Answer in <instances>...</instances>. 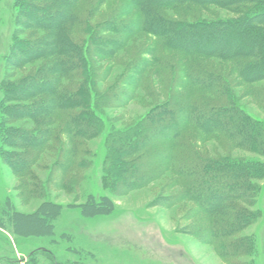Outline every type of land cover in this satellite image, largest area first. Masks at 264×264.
Listing matches in <instances>:
<instances>
[{
	"label": "rangeland",
	"instance_id": "rangeland-1",
	"mask_svg": "<svg viewBox=\"0 0 264 264\" xmlns=\"http://www.w3.org/2000/svg\"><path fill=\"white\" fill-rule=\"evenodd\" d=\"M99 1L81 0L74 10L75 15L88 18L93 26H99L111 23L114 19L130 21L138 14L133 12L124 17L118 16L122 13V8L129 5L128 0H105L101 6H97L101 10L90 17L93 4ZM262 1L264 4V0ZM25 2L27 6L20 8L22 14L19 15L18 0H0V84L6 76L12 83L22 82L26 86H32L28 89L29 93L18 95L19 100L14 95L13 104L17 106L20 118L14 120L10 127L16 128L17 132H32L40 127L41 118L49 117L48 110L39 115H28L22 106L37 105L52 98L51 93L56 88L53 82L44 88H38L36 83L42 78L58 80L61 77L50 70V65L67 57L63 55L58 41L65 39L70 42L59 30V25L53 26V21L45 18L50 15L61 16L57 15L60 12L61 22L63 17H71L70 9L60 6L57 0ZM243 5L239 8L243 14L217 7L202 9L197 5H187L177 9L181 15L190 14L185 9L193 11L190 16L177 18L176 7L162 10V15L189 22H243L241 18L245 15L244 9L246 11L252 4ZM34 8L39 11L38 14H47L35 16L32 14ZM76 22L74 25L70 24L69 35L74 42L87 39V42H82V46L88 59L87 66L93 72L79 81L90 85V100L83 101L90 106L76 112L85 110L87 116L88 110L92 108L100 124L97 122L91 126L96 133H88V138L76 141L79 144L78 162L71 167L66 164L68 170L65 172L66 168H62L64 173L59 170L65 166L64 163L57 162L67 161V156H64L66 154L59 160L63 149L65 153L68 152L63 145L68 139L67 135L55 133L56 136L49 142L47 149L31 162L27 159H31L29 154L35 150L28 144L19 147L21 142L14 141L17 147L3 148L0 138V264H264V179L256 182L260 187L256 199L236 203L254 214L250 224L234 237L216 241L212 238V221H228L226 215H230L232 210H222L221 206L212 215L206 213L202 209V199L197 201L191 195L188 196L177 173L166 168L165 164H159L161 161L165 162L167 156L157 155L158 151H169L165 148V140H168L169 134L159 132L166 122L154 127V133L149 134L150 139L147 137L149 140H159L163 147L153 149V155L156 152L153 157L144 159L146 155L142 152L127 156L124 152L125 142H122L129 138V134H133L129 133L130 130L138 129L151 116L154 107L164 103L169 105L172 91L177 90L174 85L178 76L180 77L178 65L179 62L182 63L181 60L190 62L199 71L202 68L208 69L214 75L223 76L230 85L231 93L226 96V93L180 85V95L196 102L207 101L213 106H224V102L228 105L220 97V94H224L227 101L234 98L236 107L254 123L263 125L264 80L245 83L235 73L232 61L202 58L187 60L180 53L162 51L165 59H161L163 66L149 65L144 74L145 85L142 82L136 87L133 83L137 80L138 71L132 72L131 81H127L124 76L136 59H151L145 54L154 44V37L143 31L130 34L126 43L113 55L109 54L112 45L105 47L109 55L102 57L97 53L89 54L90 35L78 31ZM105 37L120 38L110 34ZM18 40L33 44L35 50L30 54L23 53L19 48L21 45L16 43ZM12 54L23 61H14ZM12 62L14 66L9 67ZM158 73L159 76H156ZM259 73L263 76V72ZM72 74L70 71L64 74L70 75L62 82L64 88L74 90L72 83L77 81H72ZM219 78L221 79L220 76ZM3 96L0 87V102ZM228 110V113L233 111L231 108ZM85 116L80 113L78 119L85 123ZM220 117L232 123L239 122L232 114H222ZM57 120L50 130H62L64 120ZM208 120L214 127L215 123ZM240 121L244 122L243 119ZM169 126L175 127L174 124ZM256 128L257 126L252 128L247 124L237 127L236 131L244 136L247 134L252 139V134L258 132ZM184 137H187L191 145L184 152H195L202 159L264 162L263 155L235 148L233 142L218 133L207 136L191 124L186 127ZM152 159L156 164L147 168V163ZM92 196L97 202L105 199L101 209L90 208ZM226 196L223 195L221 203L226 200ZM238 239H249L251 244L237 251L228 249L226 245ZM216 242H219L221 248L216 246ZM12 260L16 262L11 263Z\"/></svg>",
	"mask_w": 264,
	"mask_h": 264
},
{
	"label": "trees",
	"instance_id": "trees-1",
	"mask_svg": "<svg viewBox=\"0 0 264 264\" xmlns=\"http://www.w3.org/2000/svg\"><path fill=\"white\" fill-rule=\"evenodd\" d=\"M104 1L105 0H100L98 3L93 4L90 10V17L101 10V8L97 6H101ZM57 2L60 6H63V8L70 9L71 11V17H63L64 20L61 22L59 21L61 20L60 17L62 18L60 12L57 15L61 16H45L48 21H53V26L59 25V30L65 34L70 41L68 42L65 39H60L58 41L62 46L61 50L63 51V55L67 57H63L50 65V70L57 72V76L61 77L58 80L42 78L37 81L36 84L38 88H44L52 82L56 86L55 90L51 93L52 98H50L49 101H41V103L37 105L30 104L22 106L24 111L28 112V115H39L48 110L47 116L49 117L41 118L40 127L34 129L32 132H27L26 130L17 132L16 128L10 127L14 120L20 118L16 110L17 106L13 104L15 100L14 95L16 94V98L19 100L18 95L20 93L24 94L25 92L29 93L32 86H26L24 85L25 83L23 84L22 82L12 83L6 79V76H4L0 84L1 92L4 95L0 102V138L3 148L17 147L18 145L14 141L21 142L19 147H25V145L27 146L28 144L29 147L35 150L29 154L31 159H27L28 162H31L38 157L44 149H47L49 142L55 138V133H63V135L68 136V139L63 144L68 152L65 153L66 151L63 149L59 160L63 159V154H66L64 156H67V161L63 162L61 160L57 163H64L63 166H65L59 169L64 173L63 170L67 165L71 167L78 162L77 156L79 151H77V149L79 144L76 141L88 138V133H96V130L92 129L91 126L96 125L97 122L100 124L98 121L99 119L93 114L92 108L88 110L89 114H87V116H85V110L83 112H76L78 109L90 106L87 105V103L86 105L83 103V101L89 102L90 100L88 99L90 85L81 84L79 81H83V79H86V75L90 76L93 72L89 69L90 66H87L88 59L84 54V46H82L85 41L87 42V39L74 42L69 35V31H71L70 24L72 23L74 25L75 21H77L76 26L78 31L82 33L86 32L90 35V39L88 40V43H90L88 48L89 54L97 53L102 57L109 54L113 55L117 49L126 43L130 34L133 35L136 32L143 31L154 37V44L151 45V48L147 51V54H145L146 56H150L151 59H136L135 62L130 64L126 71L127 74L124 76L127 81H131L132 72L134 70L138 71L137 80L134 79L135 82L133 83L136 87L142 82L145 85L146 76L144 74L149 68V65L155 64L158 65V67L163 66L162 64H164V62L161 60L164 59L162 51L180 53L187 60L196 58L198 60L202 58L228 62L232 61L234 62L235 73L245 83L251 84L264 80V4L262 0H128L129 5L123 7L122 13L118 16L124 17L134 12L138 13L135 18L124 22L119 19H114L111 23L100 24L99 26H93L88 21V18H81L78 14L75 15L74 10L78 4H80L81 0H57ZM247 3L252 4V7L246 8V11L244 9L245 15L241 18L243 22H234L233 20H199L189 22L185 19L178 21L162 15V10L176 7L175 11L178 12V15L175 16H178L177 18H185L184 16H190V14L194 12L185 9L190 14L181 15L179 12L180 10L177 8L187 5H197L202 9L217 7L223 10H229L230 12L232 11L233 13L239 11L240 14H243L239 8ZM24 6H27L25 0H18L17 7L19 9L17 10L19 11V15L22 14L20 8ZM29 6L31 8L33 7L32 4H29ZM34 9H32V14H35V16L47 14H38L39 11ZM39 10L42 11L41 9ZM118 16L116 17L118 18ZM106 34L119 36L120 38H106ZM16 43L19 44V46L21 45V47L17 46L23 53L30 54L35 50L31 43H25L19 40L16 41ZM108 45H112V50L109 54L105 50V47ZM14 49H16V45ZM12 58L15 59L14 61L17 59V61H23V59L18 57L15 58L13 54ZM181 61L182 63L179 62L178 65L180 77L178 76L177 81L174 80V87H176L177 90L172 91L170 100L168 101L169 105L166 106L167 103H164L154 107L150 113L151 116L141 124L138 129L130 130L131 132L129 133L133 134H129V138L122 140V142H125L126 147L124 152H126L127 156H134L142 152L146 155L144 159L153 157L156 154L155 152L153 155V149L163 147L158 142L159 140H149V134L154 133V127L160 126L159 124L166 122L165 126L163 125L160 127L159 132L167 133V135L169 134L170 137L168 140H165L167 145L165 148L169 149V151H164V149L163 152L162 149L158 151L157 155L167 156L165 162L161 161L159 164H165L166 168L177 173L179 179L183 181V190H186L188 196L191 195L190 197L197 201H199V198L202 199L204 206L202 209L206 213L212 215L214 212L218 211L221 206L222 210H232L229 213L230 215H226L229 219L228 221L224 223L212 221L214 230L212 238L214 237L216 241H222L226 240V238L234 237L237 233L245 229L254 218L253 213L241 208V206L236 203L238 201L247 203L248 200L256 199L260 192V187L256 182L264 179V162L248 161L247 159L216 161L202 159L195 152L185 153L184 149H186V147L190 148L191 145L187 141V137L183 138L184 131L188 124H191L203 131L207 136L218 133L233 142L232 145L235 148L248 149V151L250 150L255 154L264 156V125L262 123H254L250 117H247L244 112L236 107L237 105L233 102L234 98L231 97L230 100L227 101L224 94H220V97H223L222 101H226L228 104L226 105L224 102V106H213L211 102L207 101L196 102L180 95L178 93V86L183 87V85L185 87L189 86L202 89L203 91L208 90L209 92L226 93V96L231 93L230 85L223 79V76L214 75V72L208 69L202 68V70L199 71L195 67H192L190 62L186 60ZM13 63L14 62H12L9 67H12ZM202 63L204 64V61H202ZM259 64L260 66H258ZM254 68H261L262 70H254ZM69 71L73 73L70 77L72 81H77L72 83L74 90L63 87V80L70 76L64 74H67ZM260 71L263 72V76H260ZM156 76H159V73L156 74ZM126 84L127 83H124V85ZM190 97L192 98L191 95ZM230 108L233 111L228 113V109ZM80 113L86 117L85 123H82L78 119ZM222 114H232L234 117L238 118L239 122L237 123L236 121V123H232L225 121L220 117ZM58 118L64 120L62 130L59 131L54 128L50 130V127L58 121ZM208 119H211L216 126L214 125L213 127ZM241 119L246 123L244 124L245 126L247 124L249 127L252 126V128L257 126L255 130L258 132L252 134V139H250L247 134L244 136L237 133V127L244 126V122L242 123L240 121ZM167 122L169 125L174 124L175 127H170L167 125ZM147 137H149V139H147ZM69 149L71 150L70 152ZM179 150L182 151L180 152ZM153 164L156 163H154L152 159L147 163V168ZM67 170L66 168L64 171L66 172ZM198 178L201 180L200 182ZM223 195L227 196L226 200L221 203ZM91 202L90 208L94 207L96 209H101L105 204V199L103 198L97 202L92 196ZM6 208L9 207L7 206ZM12 220H14V218ZM15 225H17V223ZM17 227L19 228V224ZM216 243V246L221 248V245L218 244L219 242ZM250 244L251 242L249 239H238V241L236 240L226 246H228L230 250L237 251L240 248L249 247ZM44 253H46V251H44ZM223 256L227 257L226 254H223ZM14 262H16V260L11 261V263Z\"/></svg>",
	"mask_w": 264,
	"mask_h": 264
}]
</instances>
